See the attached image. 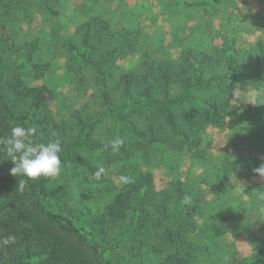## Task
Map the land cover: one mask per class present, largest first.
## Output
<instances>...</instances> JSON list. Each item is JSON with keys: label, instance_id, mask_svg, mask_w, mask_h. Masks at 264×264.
<instances>
[{"label": "rangeland", "instance_id": "obj_1", "mask_svg": "<svg viewBox=\"0 0 264 264\" xmlns=\"http://www.w3.org/2000/svg\"><path fill=\"white\" fill-rule=\"evenodd\" d=\"M87 25L92 59L122 46L104 66L111 99L107 111L93 72L75 56ZM30 42L38 47L25 61ZM147 55L148 62L170 67L169 97L183 92L186 79L227 75L229 59L238 71L252 72L195 88L191 100L173 105L185 134L178 139L160 128L157 110L136 103L144 90L140 80L124 94L120 75L135 71ZM18 82H45L55 91L39 114L50 112L59 127L40 131L39 140L59 139L61 152L83 141L87 129L79 120L104 114L87 143L73 152L111 177L123 163L134 178L150 173L142 203L145 224L162 206L174 209L180 187L186 203L170 225L182 231L179 250L190 264H243L264 250V177L255 171L264 165V100L256 98L264 96V0H0V93L16 113L24 112L29 100ZM151 93L163 98L157 85ZM120 112L142 136L121 127ZM152 126L166 148H148ZM117 137L124 152L111 146ZM91 142L105 143L109 151L92 153ZM119 187L116 179L96 181L68 160L49 184L48 203L90 231L114 264H162L161 257L175 249L162 248L153 227L134 229L140 194L125 220L105 222V208Z\"/></svg>", "mask_w": 264, "mask_h": 264}, {"label": "trees", "instance_id": "obj_2", "mask_svg": "<svg viewBox=\"0 0 264 264\" xmlns=\"http://www.w3.org/2000/svg\"><path fill=\"white\" fill-rule=\"evenodd\" d=\"M90 25H87L81 41V48L77 49L75 56L80 62L87 66L92 72L96 87L100 92L104 110H110L111 99L107 90V76L104 66L114 58L117 52H120L122 46H113L106 50L97 60L89 56L93 45L90 44L89 34ZM262 51V45H258ZM38 44L30 42L24 55L25 61H30L35 53ZM150 56H145L135 67V71L120 75L124 94L128 95L132 83H139L143 87L141 98L137 99V104L147 105L157 110L162 120L163 129H168L178 139L185 137V134L179 128L176 121L173 105L181 104L192 98V90L195 88H208L213 84L222 83L225 80H234L252 72V69L238 71L232 60L227 62L228 73L221 77H210L203 79L197 77L194 82L190 79L184 81V90L175 97H169V84L172 81V74L169 66L156 65L148 62ZM191 61V57L188 54ZM152 78V79H151ZM153 80L155 84L152 83ZM19 90L28 100L27 108L24 112L16 113L9 105L5 96L0 93V137L7 138L11 135V129L15 126L30 127L35 126L39 132L47 128L57 129L58 122L56 116L50 112L40 116L49 102L55 99V91L48 83L41 82L34 85H23L16 83ZM158 87L163 98L155 99L152 97L151 89ZM58 115V114H57ZM121 127L126 126L136 135L142 136L141 131L136 130L134 123L127 120L122 112L118 113ZM104 114H98L83 123L79 120L82 128H86L83 141H75L69 146V150L60 153L61 164L73 160L79 166L83 167L88 174L96 181H112L116 179L119 184L118 191L113 195L105 208V222L117 223L125 220L134 208V199L139 195L136 204V213L134 214V229L142 231L147 227H153L154 232L160 233L162 238V248L175 249L162 256V264H190L188 256L179 250L180 244L184 241V235L178 228H172L170 222L182 212L186 203V197L181 192L180 187L176 189V205L172 211H169L166 205L162 206L158 217L149 224L143 222L142 203L143 195L146 192V186H149L152 180L150 173H144L137 177L132 176V171L128 163H123L116 174L111 177L104 169L101 178L97 180L95 173L99 170L98 165L90 163L85 157L74 153L77 147L84 146L87 143L90 132L98 125ZM156 130V129H155ZM151 128V135L148 139V148L150 150H161L166 148L162 139L156 137ZM0 145V149H2ZM92 153H106L109 147L105 143L91 142L88 145ZM124 152V143L120 147ZM14 167L10 158L0 150V264H114L110 257L106 255V249L95 239L90 231L77 225L74 220L59 210L53 209L48 203L49 184L53 177L40 176L35 179H28L21 176H13L10 169ZM121 176L129 178V183H123ZM27 179L23 190L19 188V181ZM264 193V183L262 185ZM10 239L5 244L4 240ZM154 251L160 252L162 248ZM242 264V263H241ZM243 264H264V250L253 259L243 262Z\"/></svg>", "mask_w": 264, "mask_h": 264}, {"label": "clouds", "instance_id": "obj_3", "mask_svg": "<svg viewBox=\"0 0 264 264\" xmlns=\"http://www.w3.org/2000/svg\"><path fill=\"white\" fill-rule=\"evenodd\" d=\"M264 100V96L256 97ZM38 129L35 126L24 127L15 126L11 129V135L7 138L0 137V145L2 150L11 160L14 167L10 169V174L17 177H26L35 179L40 176L54 177L61 172L60 153L62 151L61 141L59 139L50 140L47 143L38 142ZM124 141L117 137L111 141V146L114 151H119ZM255 171L264 177V165H261ZM104 169L101 167L94 174L99 180ZM120 180L123 183H129V178L121 176ZM27 183V179L19 181V188L23 190ZM264 199V194L261 195ZM264 210V209H262ZM11 238L4 240V243H9Z\"/></svg>", "mask_w": 264, "mask_h": 264}]
</instances>
